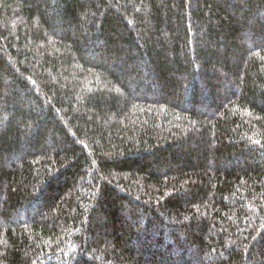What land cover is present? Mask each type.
<instances>
[{
  "label": "trees",
  "instance_id": "obj_1",
  "mask_svg": "<svg viewBox=\"0 0 264 264\" xmlns=\"http://www.w3.org/2000/svg\"><path fill=\"white\" fill-rule=\"evenodd\" d=\"M0 264H264V0H0Z\"/></svg>",
  "mask_w": 264,
  "mask_h": 264
}]
</instances>
